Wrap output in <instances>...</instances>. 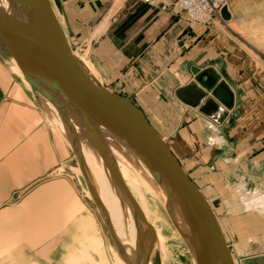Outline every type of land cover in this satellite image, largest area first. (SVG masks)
I'll use <instances>...</instances> for the list:
<instances>
[{
  "label": "crops",
  "instance_id": "1",
  "mask_svg": "<svg viewBox=\"0 0 264 264\" xmlns=\"http://www.w3.org/2000/svg\"><path fill=\"white\" fill-rule=\"evenodd\" d=\"M53 5L71 49L103 86L142 112L201 193L212 197V209L221 198L230 230L241 227V198L264 193V32L248 43L235 31L241 17L231 6L227 21L220 15L189 21L170 7L135 0ZM205 70L225 84L231 107L195 82ZM194 100L197 106L188 102ZM71 152L0 50V264H29L59 213L70 212L73 191L62 172ZM255 228L234 233L239 264H264V223Z\"/></svg>",
  "mask_w": 264,
  "mask_h": 264
},
{
  "label": "water",
  "instance_id": "2",
  "mask_svg": "<svg viewBox=\"0 0 264 264\" xmlns=\"http://www.w3.org/2000/svg\"><path fill=\"white\" fill-rule=\"evenodd\" d=\"M219 15L222 20H229L228 7H222ZM0 43L28 84L34 100L44 109L49 103L58 112L65 139L95 205L97 200L73 132L76 126L132 208L136 245L131 264H145L142 246L150 239L152 230L118 174L112 147L129 153L160 187L165 197L164 208L195 264H235L207 199L134 103L108 90L74 55L50 0H0ZM195 82L224 107H231L229 90L223 82L217 83L211 71L198 73ZM188 102L197 106L200 100ZM101 216L119 249L109 222Z\"/></svg>",
  "mask_w": 264,
  "mask_h": 264
},
{
  "label": "rangeland",
  "instance_id": "3",
  "mask_svg": "<svg viewBox=\"0 0 264 264\" xmlns=\"http://www.w3.org/2000/svg\"><path fill=\"white\" fill-rule=\"evenodd\" d=\"M50 1L53 5V0ZM229 6L241 17L239 26L235 28V31L242 37L247 36L248 43L254 45L252 41L256 40L255 35L259 31L264 32V0H227V7ZM167 7H170L176 14L182 15L176 12L171 5ZM56 16L58 18L57 13ZM0 50L9 59L12 72L20 77L24 86L29 90L28 84L23 80L19 69L1 43ZM71 50L73 51L74 48ZM75 55L83 65L88 69L90 68L77 53ZM89 71L93 72L92 69ZM50 113L46 110L47 116L55 125V117ZM71 154L69 164L62 172V174L67 176L73 191L71 204L69 205L70 212H66L67 209H65L64 212L59 213L55 227L47 229L48 242L40 244L32 250L31 254L34 258L29 264H120L118 260L121 258L118 255V250L99 210L88 194L87 186L73 152ZM123 168L120 164L119 171L124 185L148 224L160 235L158 238L159 245L157 244L156 246L157 256L160 254L163 264H195L186 245L166 215L163 206L147 195L137 181L135 184L129 183L124 176ZM126 171L127 174L131 175L128 170ZM202 190L204 193L206 192L205 189L202 188ZM204 197L206 199L212 198L207 195H204ZM254 197V199L247 201H243L241 198L246 211L239 214L244 217V220L241 223V227H236L234 230H230L228 222L224 220V213L220 205L221 198L219 200L216 199L217 203L212 204L217 222L232 253L235 264H239V258L235 255V249L239 245L236 243L238 238L234 233L238 234L240 230H253L255 233V231L260 230L255 228V226L258 223H264V193L260 194L259 192ZM68 215L70 218L69 227L67 226Z\"/></svg>",
  "mask_w": 264,
  "mask_h": 264
},
{
  "label": "bare ground",
  "instance_id": "4",
  "mask_svg": "<svg viewBox=\"0 0 264 264\" xmlns=\"http://www.w3.org/2000/svg\"><path fill=\"white\" fill-rule=\"evenodd\" d=\"M83 66L96 80H98L95 74L89 71L91 70L90 68L88 69L85 65ZM45 110L51 112L50 114L55 117V125L57 126L58 130L63 133V136L66 135L64 125L58 115V112L49 103H46ZM73 132L86 169L89 185L93 190L94 196L97 200L96 207L109 222L110 228L115 236L119 248L117 249L119 253L118 255L121 258L118 261L120 264H131L136 245V218L133 215V210L114 186L109 175L102 167L99 157L96 155L92 147L89 146L84 140L77 126L73 129ZM111 151L120 177L121 174L119 171V166L121 164L122 167H124L122 170L124 171V176L126 177L127 181L131 184H135L137 181L142 190L155 201L160 203L164 208V194L160 187L154 182L149 173L144 169V167L126 151H118L113 147L111 148ZM125 169L128 170L131 175L127 174ZM88 194L91 197L90 193ZM165 212L170 220L166 210ZM150 228L152 230L150 239L144 246H142V254L145 264H163L160 254L158 255V258L156 251V246L157 244L159 245L158 238L160 235L151 226Z\"/></svg>",
  "mask_w": 264,
  "mask_h": 264
},
{
  "label": "built area",
  "instance_id": "5",
  "mask_svg": "<svg viewBox=\"0 0 264 264\" xmlns=\"http://www.w3.org/2000/svg\"><path fill=\"white\" fill-rule=\"evenodd\" d=\"M147 6L165 9L171 5L189 21H208L219 16L220 9L227 7V0H136Z\"/></svg>",
  "mask_w": 264,
  "mask_h": 264
},
{
  "label": "trees",
  "instance_id": "6",
  "mask_svg": "<svg viewBox=\"0 0 264 264\" xmlns=\"http://www.w3.org/2000/svg\"><path fill=\"white\" fill-rule=\"evenodd\" d=\"M137 14H138V13H136V14H134L132 17H130V18L124 23L123 28L128 27V26L131 24V22H133V20L138 16Z\"/></svg>",
  "mask_w": 264,
  "mask_h": 264
}]
</instances>
